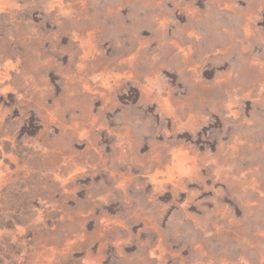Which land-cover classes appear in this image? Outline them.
<instances>
[{
    "label": "rangeland",
    "instance_id": "1",
    "mask_svg": "<svg viewBox=\"0 0 264 264\" xmlns=\"http://www.w3.org/2000/svg\"><path fill=\"white\" fill-rule=\"evenodd\" d=\"M0 264H264V0H0Z\"/></svg>",
    "mask_w": 264,
    "mask_h": 264
}]
</instances>
